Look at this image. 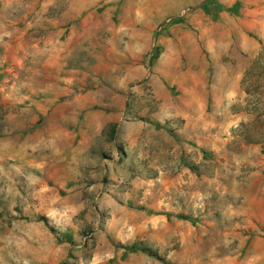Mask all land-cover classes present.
<instances>
[{
	"label": "rangeland",
	"instance_id": "rangeland-1",
	"mask_svg": "<svg viewBox=\"0 0 264 264\" xmlns=\"http://www.w3.org/2000/svg\"><path fill=\"white\" fill-rule=\"evenodd\" d=\"M0 264H264V0H0Z\"/></svg>",
	"mask_w": 264,
	"mask_h": 264
},
{
	"label": "crops",
	"instance_id": "crops-1",
	"mask_svg": "<svg viewBox=\"0 0 264 264\" xmlns=\"http://www.w3.org/2000/svg\"><path fill=\"white\" fill-rule=\"evenodd\" d=\"M44 25H45V26H44V29H46V30H49V29L53 30V29H52V27H53V21L46 22ZM37 27H38L37 24H34L35 33H36V30H37V29H36ZM39 27H41V26H39ZM54 27H56V26H54ZM51 33L53 34V32H51Z\"/></svg>",
	"mask_w": 264,
	"mask_h": 264
},
{
	"label": "trees",
	"instance_id": "trees-1",
	"mask_svg": "<svg viewBox=\"0 0 264 264\" xmlns=\"http://www.w3.org/2000/svg\"><path fill=\"white\" fill-rule=\"evenodd\" d=\"M181 219H186V218H181ZM40 221H45V220L43 218H41ZM126 250L129 251V252H135V251H138V250L139 251H142V252H145L146 251L144 249H139L136 246H131L129 248H126Z\"/></svg>",
	"mask_w": 264,
	"mask_h": 264
}]
</instances>
